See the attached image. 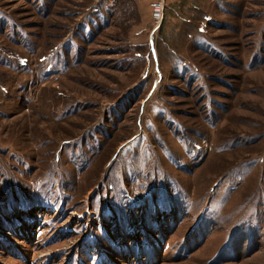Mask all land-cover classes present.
<instances>
[{
	"label": "rangeland",
	"instance_id": "obj_1",
	"mask_svg": "<svg viewBox=\"0 0 264 264\" xmlns=\"http://www.w3.org/2000/svg\"><path fill=\"white\" fill-rule=\"evenodd\" d=\"M153 1L0 0V264H264V0Z\"/></svg>",
	"mask_w": 264,
	"mask_h": 264
},
{
	"label": "built area",
	"instance_id": "obj_2",
	"mask_svg": "<svg viewBox=\"0 0 264 264\" xmlns=\"http://www.w3.org/2000/svg\"><path fill=\"white\" fill-rule=\"evenodd\" d=\"M152 7V18L160 23L163 18L164 5L162 0H156L151 3Z\"/></svg>",
	"mask_w": 264,
	"mask_h": 264
},
{
	"label": "bare ground",
	"instance_id": "obj_3",
	"mask_svg": "<svg viewBox=\"0 0 264 264\" xmlns=\"http://www.w3.org/2000/svg\"><path fill=\"white\" fill-rule=\"evenodd\" d=\"M157 208H159V207L157 206L156 209H157ZM161 209H162V208H161ZM158 210H160V209H158Z\"/></svg>",
	"mask_w": 264,
	"mask_h": 264
}]
</instances>
